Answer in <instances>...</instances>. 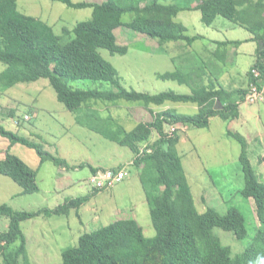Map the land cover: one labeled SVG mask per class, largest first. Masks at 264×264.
<instances>
[{
    "label": "trees",
    "instance_id": "1",
    "mask_svg": "<svg viewBox=\"0 0 264 264\" xmlns=\"http://www.w3.org/2000/svg\"><path fill=\"white\" fill-rule=\"evenodd\" d=\"M52 1L74 9L91 8L92 19L57 35L49 23L22 14L19 0H0V63L6 67L0 74V86L9 89L46 79L56 91L58 100L76 114L79 125L129 148L135 154L131 165L140 171L157 233L154 238H149L137 219L118 218L99 230L83 234L78 246L63 252V264H264V180L247 152L245 138L228 132V136L242 146L240 164L245 186L241 194L244 199L254 202L257 214L255 216L253 212V242L245 250L235 253L223 244L215 231L220 229L232 233L240 241L246 240L251 234L245 215L236 207L225 214L210 207L205 212L198 211L178 151L182 135L179 130L172 137L166 133L171 125L203 129L209 128L213 118L226 122L239 120L240 106L249 89L239 97L237 92L226 91L215 84L198 87L192 94L168 91L152 95L128 90L122 85L117 69L100 53L101 49L112 54L128 53V47L120 45L116 35L120 28L156 39L161 47L170 43L191 47L201 37L190 36L187 27L177 18L182 11H200L206 26H212L222 17L250 32L258 44L254 68L264 73V0H193L181 5L162 4L159 0ZM127 14L133 17L129 22L124 21ZM250 75V85L257 83L251 71ZM159 78L181 84H188L190 80L180 70ZM78 80L106 82L115 88L109 91L75 90L69 82ZM121 101L136 102L147 108L151 120L130 124L134 116L130 110L122 114V105L118 104ZM168 103L197 104L199 112L181 114L171 109L155 112V108ZM12 115L15 118V112ZM157 135V139H153ZM0 136L8 139L11 146L22 144L35 150L41 164L52 162L66 171L90 168L97 174L106 170L119 172L125 168L103 169L90 164L71 166L65 159L47 151L42 143L5 128L1 119ZM0 174L16 182L23 194L40 191L38 170L10 150L0 160ZM104 191L92 190L91 194L68 199L55 209L17 211L0 203V216L9 220L8 229L0 231V264H32L23 229L25 222L40 217L70 216L71 211H79L93 196Z\"/></svg>",
    "mask_w": 264,
    "mask_h": 264
},
{
    "label": "rangeland",
    "instance_id": "2",
    "mask_svg": "<svg viewBox=\"0 0 264 264\" xmlns=\"http://www.w3.org/2000/svg\"><path fill=\"white\" fill-rule=\"evenodd\" d=\"M73 1L104 3L107 0ZM159 1L167 5L175 3L181 5L193 0ZM19 11L49 23L57 35H63L64 29L72 30L78 23L89 21L93 16L91 8L74 9L52 0H19ZM184 13L191 16L193 20L191 31L196 28L198 32H201L204 28L203 33L209 36L207 30L210 27L203 23L200 11ZM132 18L131 14H127L124 16V21L129 22ZM116 35L119 44L128 47V53L126 55L112 54L105 49H101L100 53L117 69L121 83L126 89L152 95L168 91H177L180 94L187 92L186 87L179 86L175 81L159 78L160 75L173 73L176 70L171 56L173 46H170L174 43L161 47L158 40L127 28L118 29ZM5 68V65L0 63V74ZM69 84L75 90L109 91L115 88L110 83L91 80L71 81ZM118 104L122 105L123 109H120L122 114L127 110L131 111L134 118L130 120V124H136L139 120L145 121L151 117L147 108H143L139 103L121 101ZM168 106H177L182 113H198L194 109L198 105L191 103H168L166 106L157 108L164 110ZM140 107L143 109H139ZM13 112H15V118L12 115ZM27 116L30 117L29 121L25 120ZM76 118V114L69 111L58 100L56 91L46 79L19 84L9 89L0 86V119L5 128L42 143L47 151L65 159L71 166L113 164L116 156L120 154L118 149L123 150L121 146L79 125ZM227 128L245 138L248 143L247 152L264 180V119L262 121L251 119L249 123L247 117H243L236 125H231L221 118H214L209 128H193L192 141L184 143L180 141L178 151L199 212H205L210 207L225 214L230 208L236 207L245 215L251 234L246 240L240 241L232 233L220 229L215 231L223 244L231 247L235 253H239L253 242L252 235L255 230L253 212L255 211V216L257 213L254 202L244 199L241 194L245 186L244 174L239 172L242 146L237 140L227 136ZM168 129L169 127L166 130ZM184 130L186 131L187 127H184ZM179 133L185 135L180 130ZM157 137L158 135L153 139ZM8 150L30 167L38 170L40 191L35 194H23L22 188L16 182L0 174V203L8 204L17 211H37L61 204L59 197L55 194L60 185L57 182L58 174L63 175L61 168L52 162L41 164L35 150L22 144L11 146L8 139L0 136V160L5 158ZM90 171V168L70 171V175L77 177L80 183L69 188L60 198L76 199L86 196V192L90 190L88 186ZM102 193H99L96 199H92L91 203L95 202V206L87 204L79 211H71L70 216L40 217L23 224L32 264H63V252L66 249L78 246L83 234L99 230L120 218L117 216L118 210H127L132 203L137 205L135 208L137 214L134 218L144 228L147 237L156 236L141 181L136 180L133 184V176L128 174L123 182L111 190L104 191V195L100 196ZM89 207L96 210L95 214L85 210ZM99 209L102 211L100 212ZM98 211L99 214H96ZM8 227L9 220L0 216V231H5Z\"/></svg>",
    "mask_w": 264,
    "mask_h": 264
},
{
    "label": "crops",
    "instance_id": "3",
    "mask_svg": "<svg viewBox=\"0 0 264 264\" xmlns=\"http://www.w3.org/2000/svg\"><path fill=\"white\" fill-rule=\"evenodd\" d=\"M182 12L179 14L177 21L187 27L190 36H200L201 38L196 40L191 47L183 43H174L173 45H170L173 46L171 56L176 67L175 71H182L190 79L188 84H181L177 81L175 82L181 87H186L187 92H185V94H192L193 90L198 87L215 84L217 87H223L226 91L237 92L239 97L241 93L249 89L251 83L250 71L255 66L258 59V44L254 41V36L247 30L240 28L231 21L221 17H219L212 26H208L210 27L209 30H207L209 36H206L203 33L204 28L201 32H198L196 28L191 31L193 20L191 16L184 13L185 11ZM187 12L193 13L198 11ZM237 42H241V44H236ZM177 93L180 94V92ZM157 109L155 108V112L163 111L159 108ZM167 109L176 110L181 114H189L180 112L177 106H168V108L164 110ZM194 109L199 112V106L194 107ZM240 110L241 116L239 120L227 122L228 124L236 125L243 117H247L249 123L251 122V119H254L255 121H262L264 119V105L249 106L242 104ZM148 121H150V119H148ZM192 130L193 128L187 127V130L183 132L185 135L181 136L182 143L192 141ZM229 131L230 128H227V136ZM121 148L123 150L118 149L120 154L116 156V160L113 164L109 166L95 167L115 169L124 166L127 173L130 174V176H133V184L136 180L141 181L139 169L135 165H131L134 161L135 154L129 148ZM61 172H63V175L60 176V174H58L57 182H59L60 185L55 192L59 197L61 204L59 203L50 209L57 208L62 205L66 199H69L60 198V196L65 194L69 188L80 183V180L77 177L70 175V171L61 169ZM239 172H242L241 168L239 169ZM92 174V171H90V176ZM65 180L68 182L66 181L63 183L62 181ZM86 193V195L91 194L92 190L90 189ZM103 195L104 192L100 194V196ZM97 197L99 196L95 195L92 199H96ZM88 205L95 206V202H90ZM136 207L137 205L132 203L131 206L127 207V210H118L119 214L117 216L121 219L134 218L137 214ZM85 210H88L91 213L94 212L93 214H95L96 211L91 207L85 208ZM99 211L101 212L102 210L99 209ZM99 211L96 214H99ZM81 218L83 217L81 216Z\"/></svg>",
    "mask_w": 264,
    "mask_h": 264
},
{
    "label": "built area",
    "instance_id": "4",
    "mask_svg": "<svg viewBox=\"0 0 264 264\" xmlns=\"http://www.w3.org/2000/svg\"><path fill=\"white\" fill-rule=\"evenodd\" d=\"M251 73L256 79L257 83L250 85L244 104L256 106L264 103V73L254 67L252 68ZM25 120L29 121L30 117H25ZM181 129L184 130V127L179 125H171L169 126V129L166 130V133L168 136L172 137L178 130ZM127 175L128 173L126 168L119 172H115L113 170L100 171L97 174H92L90 176L88 180V186L91 190H111L117 184L123 182Z\"/></svg>",
    "mask_w": 264,
    "mask_h": 264
}]
</instances>
